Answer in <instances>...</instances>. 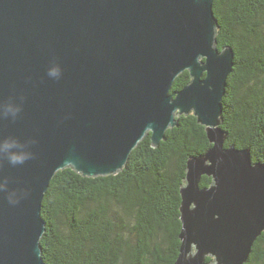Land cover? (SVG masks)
<instances>
[{
	"label": "water",
	"instance_id": "1",
	"mask_svg": "<svg viewBox=\"0 0 264 264\" xmlns=\"http://www.w3.org/2000/svg\"><path fill=\"white\" fill-rule=\"evenodd\" d=\"M217 27L213 0H0V112L24 97L15 121L0 119V142L33 157L0 163V264H45L41 203L56 171L117 173L147 134L156 147L189 113L212 145L186 161L174 264L248 259L264 231V162L224 146L234 53L217 47Z\"/></svg>",
	"mask_w": 264,
	"mask_h": 264
},
{
	"label": "trees",
	"instance_id": "2",
	"mask_svg": "<svg viewBox=\"0 0 264 264\" xmlns=\"http://www.w3.org/2000/svg\"><path fill=\"white\" fill-rule=\"evenodd\" d=\"M213 11L217 47L231 46L234 53L221 99L224 146L249 149L252 162H264V0H213ZM189 79L182 71L172 89ZM211 145L205 126L189 113L158 146L147 134L117 173L56 171L41 203L45 264H174L186 161ZM209 182L203 175L201 184ZM243 264H264V231Z\"/></svg>",
	"mask_w": 264,
	"mask_h": 264
},
{
	"label": "clouds",
	"instance_id": "3",
	"mask_svg": "<svg viewBox=\"0 0 264 264\" xmlns=\"http://www.w3.org/2000/svg\"><path fill=\"white\" fill-rule=\"evenodd\" d=\"M47 75L52 79H59L62 75L60 66L57 64L55 68L49 69ZM20 101L21 103L19 104L6 103L3 105V111L0 112V119L11 118V120L15 121L22 112L23 96L20 97ZM32 158L31 153L27 152L18 141L0 142V163L6 161L7 164L15 167L25 164ZM7 200L10 204L17 203V201L13 200L11 197H8Z\"/></svg>",
	"mask_w": 264,
	"mask_h": 264
},
{
	"label": "bare ground",
	"instance_id": "4",
	"mask_svg": "<svg viewBox=\"0 0 264 264\" xmlns=\"http://www.w3.org/2000/svg\"><path fill=\"white\" fill-rule=\"evenodd\" d=\"M210 260H211V258H210Z\"/></svg>",
	"mask_w": 264,
	"mask_h": 264
},
{
	"label": "flooded vegetation",
	"instance_id": "5",
	"mask_svg": "<svg viewBox=\"0 0 264 264\" xmlns=\"http://www.w3.org/2000/svg\"><path fill=\"white\" fill-rule=\"evenodd\" d=\"M210 178V177H209ZM208 185V184H207Z\"/></svg>",
	"mask_w": 264,
	"mask_h": 264
}]
</instances>
